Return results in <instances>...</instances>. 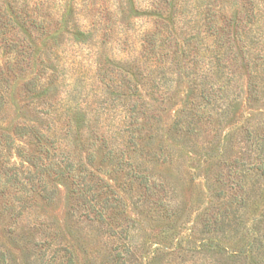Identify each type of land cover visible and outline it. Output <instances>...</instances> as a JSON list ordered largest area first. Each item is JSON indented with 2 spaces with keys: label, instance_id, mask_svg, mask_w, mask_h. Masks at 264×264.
<instances>
[{
  "label": "rangeland",
  "instance_id": "rangeland-1",
  "mask_svg": "<svg viewBox=\"0 0 264 264\" xmlns=\"http://www.w3.org/2000/svg\"><path fill=\"white\" fill-rule=\"evenodd\" d=\"M123 1H73L76 15L71 20L82 24V30L86 29L89 37L76 35L80 41H74L72 35L64 33L58 40L60 47L53 48L56 56L43 57L62 77L58 87L62 95L77 89L76 97L87 111L96 113V122L104 130L114 129L120 112L114 102L116 90L105 88L102 79L114 81L121 71L129 72L130 63L139 52L136 36L154 28L153 19L141 17L134 25V33H125L123 18L115 14V7ZM208 2L189 0L187 7L183 6L185 29L180 32L184 33L181 38L192 37L193 50L201 53L197 58L198 67H190L189 57L184 60L183 64L188 67L184 73H191V79L201 76L206 62L216 57L214 38L207 24L203 20L199 24L190 23L192 19L195 21L196 12H205L204 8L196 11L195 6H206ZM211 3L216 11L227 15L240 11L245 16L249 7L257 16L251 28L245 32L241 28V41L238 35L233 52H228L223 61L234 80L232 97L240 98L237 113L232 110L228 120L238 122L239 126L215 124L218 135L212 134L209 126L203 127L198 137L192 139V154L168 144L159 161L139 158L137 164L146 175L164 182L165 188H159L154 194L137 186L130 188L125 185V173H111L104 167L100 177L110 183L124 206L120 203L115 210L105 211L106 217L98 225L88 226L72 219L63 187L57 203L50 207L40 203L16 224L0 216V247L5 264H71V261L72 264H117L118 254L127 256L126 264H232L230 254L240 251L247 254L248 264L255 263L253 257L264 264V249L250 251L248 246L256 229L262 228L259 222H264V175L261 171L247 170L264 160L246 154L244 131L239 130L251 127L264 137V93L260 101L247 103L246 85L250 74L245 68L249 61L253 80L260 83L264 79V0H211ZM147 4L148 0H138L142 7ZM62 5L61 0L44 5L43 12L53 15L47 22L57 18ZM193 53L189 52L190 59ZM202 59L206 62H200ZM3 60L1 57L2 64ZM35 72L33 66L13 83L4 115L5 126L34 117L31 110H19L24 83ZM188 86L187 82L176 85L171 93L174 99L167 105L153 104L152 112L160 119L153 126L158 131L154 145L159 143L176 111L182 108L190 91ZM142 95L147 101L146 88ZM103 101L108 104L104 105ZM25 146L30 150L28 143ZM13 158L20 162L16 155ZM223 216L224 225L218 224L221 228H216L213 218ZM261 236L262 233L256 239Z\"/></svg>",
  "mask_w": 264,
  "mask_h": 264
},
{
  "label": "trees",
  "instance_id": "trees-1",
  "mask_svg": "<svg viewBox=\"0 0 264 264\" xmlns=\"http://www.w3.org/2000/svg\"><path fill=\"white\" fill-rule=\"evenodd\" d=\"M50 1L0 0V216H6L16 224L40 203L44 207L57 203L63 187L72 219L94 226L104 220L105 211H113L122 203L110 183L100 177L104 167L111 173H125V185L130 188L137 186L154 194L159 188H165L164 182L146 175L137 164L139 158L159 161L168 144L187 149L192 154V139L198 137L203 127L209 126L211 133L218 135L215 124L239 126L238 122L228 120L232 110L237 113L240 98L232 97L234 80L228 75V66L223 61L228 52H233L238 35V41H241V28L244 27V32L251 28L257 16L249 7L245 16L240 11H232L229 16L216 11L211 0H204L209 1L206 6H195L196 11L204 8L205 12H196L195 21L192 19L190 23L199 24L203 20L207 24L214 38L216 57L207 62L202 59L200 62H206L207 67L203 68L201 76L195 75L191 79V73H184L188 68L183 64L184 60L189 57L190 67H198L197 58L201 53L193 50L192 37L181 38L184 33L180 32L185 29L183 6L187 7L189 0H148L145 7L138 5V0H124L115 7V14L123 18L125 33H134V25L141 17L153 19L154 28L136 36L139 52L130 63L129 72L121 71L114 81L102 79L105 88L116 90L114 102L120 112L114 129L104 130L96 122V113L87 111L76 97L77 89L62 95L58 88L62 77L43 58L44 55L48 59L56 56L53 48L60 47L58 40L64 33L72 35L74 41H80L76 35L89 37L88 31L82 30V24L71 20L76 15L73 1L79 0H61L63 5L57 18L47 22L53 15L44 13L43 8ZM193 51L190 59L189 52ZM33 66L36 72L30 73L24 83L19 111L31 110L34 117L25 118L14 126H5L4 115L12 85ZM245 68L250 74L246 85V101L250 105L260 101L264 79L260 83L253 80L249 61ZM185 82L190 91L184 104L164 129L159 143L154 145L158 131L153 126L160 119L152 112L153 104L167 105L174 99L172 89ZM145 88L147 101L142 95ZM103 104L108 103L103 101ZM241 129L246 154L263 161V135H258L251 127ZM27 143L30 150L25 148ZM221 154L224 155V151ZM15 155L19 163L14 161ZM261 163L248 167V172L261 171L264 175V162ZM224 219V216L221 219L214 217L213 225L221 228L217 225H224ZM259 223L262 228L253 234L248 245L250 251L264 249V222ZM261 233L262 236L256 239ZM213 248L219 250L217 246ZM116 258L117 264L127 263V256L118 254ZM253 259L259 264L255 257ZM229 260L232 264H248L247 254L241 251L231 253ZM5 263L0 247V264Z\"/></svg>",
  "mask_w": 264,
  "mask_h": 264
}]
</instances>
